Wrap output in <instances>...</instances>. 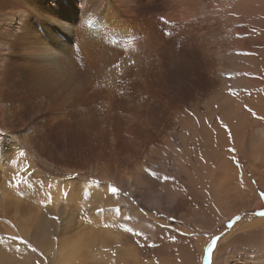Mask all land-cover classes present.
<instances>
[{
	"label": "bare ground",
	"instance_id": "obj_1",
	"mask_svg": "<svg viewBox=\"0 0 264 264\" xmlns=\"http://www.w3.org/2000/svg\"><path fill=\"white\" fill-rule=\"evenodd\" d=\"M226 1L224 10L236 17L227 26L219 20L220 0H0V264H35L36 254L44 264H142L136 250L125 247L133 236L125 229L132 228L118 231L113 219L102 224L95 214L80 221L77 231L47 238L42 221L53 223V217L47 218L45 206L64 211L58 228H67L75 208L108 188L83 180L50 189L46 178L27 167L30 145L51 161L75 163L133 193L153 184L143 158L154 164L168 152L180 169H201L198 181L206 196L211 190V200L231 202L233 180L242 178L231 175L234 150L243 149L249 129L261 121L250 103L233 102L234 92L256 87L261 73L250 66L235 71L227 58L225 35L231 29L239 37L234 53L247 52L249 40L240 37L249 9L240 10L246 0ZM253 4L260 19L261 0ZM231 71L239 74L234 80ZM261 134L264 144V125ZM173 135L180 146L172 144ZM222 156L224 168L216 169ZM243 200L256 208L262 203L251 196ZM224 216L221 222L236 214ZM236 225L233 233L261 232L264 240V218ZM204 240L193 242L190 263ZM250 260L264 264L261 256Z\"/></svg>",
	"mask_w": 264,
	"mask_h": 264
},
{
	"label": "rangeland",
	"instance_id": "obj_2",
	"mask_svg": "<svg viewBox=\"0 0 264 264\" xmlns=\"http://www.w3.org/2000/svg\"><path fill=\"white\" fill-rule=\"evenodd\" d=\"M246 2L247 6L243 3L240 6V10L246 9L247 11L249 9V14H243L248 28H243L240 38H242L243 42L246 38V40H249L248 47L246 46L248 53L239 55L234 53L235 51L237 52L235 47L239 37L231 36L232 29L225 35V45L228 50L227 58L231 59V66L234 67L235 71H238L237 67L244 68L250 66L248 67L249 69L253 67L252 69L255 68L256 71L261 73L256 82V87L241 89L238 93L234 92L233 97V102L243 105L250 103L249 107H251L250 109L253 112L252 116L261 115L259 116L261 117V121L249 129L248 138L245 141L243 149L241 151L234 150V158L231 159L229 167L234 165L235 170L231 175L236 177L242 173V178L240 181L237 179L233 180V191L231 190L233 193L230 196L231 202L226 204L220 199L211 200V190L209 195L206 196L198 181L202 175L201 169L200 173L196 172V167L193 169V165L191 167L187 166L186 171L180 169L172 161L168 152L164 155L162 153L158 154L156 156L157 161L154 163L155 165L151 164L152 162L148 157L143 158L148 164L143 167L148 168V171H151V173H155L154 176L152 175L153 184H151L149 191L142 190L138 193H133V190L128 191L125 187L111 179H99V176L95 172L89 171V173H86L75 163L70 165L62 161H51L39 154V152L31 150L30 145L28 148L31 152L28 154L31 156V162L25 157L27 167L33 175L46 178L49 181L47 185L50 189L52 184L61 183L65 187H68L76 185L83 180H90L99 188H108V192H103L101 196L92 197L86 205L75 208L70 225L67 228L64 226L58 228L59 223H61L59 215L65 216V212L61 211L60 214H56L51 204L45 206L44 210L47 218H49L48 213H51L53 217V223H50L46 219L42 221L47 230V238H55L59 232L63 231L69 233L77 231L80 221H87L95 214L99 216L102 224L105 222V218L106 222L113 219L110 222L115 224V228L118 231L123 230L127 226L133 229V236L126 240L125 247L131 251L136 250L133 254L134 256L138 254V258L136 256V259H139L138 261L142 264H254V260L249 261V259L257 256L264 257V240L261 237V232L250 234L242 232L233 233L238 226L236 224L247 218H264L257 214L260 211H264V195H262L264 194V187L259 182L261 181L259 172L264 168V152L258 151L259 149L264 150L263 136L261 134V126L264 125V0H261V5L259 6L261 9L260 19L256 17L258 10L253 11L256 8L253 4L254 0H246ZM229 3L226 0H220V3H218L220 8L217 10L220 15L219 20L226 22L224 23L226 26L236 18L228 16L224 10V6L229 5ZM227 10L230 11L228 8ZM221 16H223V19ZM253 37L254 39H252ZM242 41L239 45L243 43ZM244 55L251 56L247 57ZM251 59L254 61L252 62ZM240 75L243 76V74ZM235 76H239V74L231 71L229 78L231 77L230 79L234 80ZM223 79H225V76H223ZM233 89L237 90L238 86H233ZM258 102H261V105H258ZM173 139L175 140H173V145H181V141L177 136L173 135ZM192 148V143H189V149L192 150ZM68 149L71 150V148ZM226 155H229V152ZM253 155L255 158L252 161L250 157ZM190 156V152L186 151L185 160L187 162H189ZM165 159H170L169 165L165 164ZM256 159L258 163L255 162ZM225 161L226 156L220 157L216 169H223ZM252 163H256L257 165ZM258 165L260 168L257 167ZM257 172L258 174H256ZM262 172L264 174V171ZM34 187L35 185L33 184ZM112 187L117 188L118 191L113 193L111 191ZM251 192L252 195L254 194L253 196L250 194ZM154 193L155 195H153ZM250 196L255 202L263 200L259 208L254 207L252 202L248 204L247 202H243L244 198H249ZM45 201L49 202L48 199H45ZM242 205L244 208H242ZM225 212L236 214V216L231 218L230 221L225 220L221 222L225 217ZM54 217H58L59 219H54ZM236 217H239V219L237 220ZM230 224L231 226H229ZM52 225H55L53 229L51 228ZM134 233H140V235H135ZM217 237L219 239L209 261L206 259L208 256L207 248L211 240ZM196 238L205 239V242L198 248L197 260H193L190 263V256L188 254L193 251L192 245ZM222 239H225L226 242H223ZM9 241L14 244L18 241V238H12ZM24 241L27 242L25 239ZM12 244L6 246L10 251L13 250L10 247ZM32 247L36 250L38 249L37 245ZM17 248L19 247L17 246ZM33 260L35 264L45 263V259L41 254L34 255Z\"/></svg>",
	"mask_w": 264,
	"mask_h": 264
},
{
	"label": "snow or ice",
	"instance_id": "obj_3",
	"mask_svg": "<svg viewBox=\"0 0 264 264\" xmlns=\"http://www.w3.org/2000/svg\"><path fill=\"white\" fill-rule=\"evenodd\" d=\"M167 22V21H166ZM89 24H90V26H94V25H92V22H91V20L89 21ZM130 47L131 46H134V45H132V44H130L129 45ZM251 111V110H250ZM226 127V126H225ZM20 155L21 156H24L25 155V153H23V152H21L20 153ZM151 175H155V173H150ZM111 191L113 192V193H116L117 191H118V189L117 188H115V187H112L111 188ZM262 195H264V194H262ZM259 216H261V217H264V211H260L259 213H257ZM54 219H59L58 217H54ZM236 219L238 220L239 219V217H236ZM229 226H231V224L229 225ZM105 227H109V225H105ZM126 231H132V229H125ZM135 235H140V233H134ZM13 239H15V237H13ZM219 238L217 237V238H215V239H212L211 240V242L209 243V246H208V248H207V253H208V256L206 257V259L207 260H209L210 261V259H211V254L213 253V249H214V247H215V245H216V243H217V240H218ZM24 243H27L26 241L24 242ZM29 247H31V245H28ZM153 247H155V245H153ZM32 251L33 252H35L36 251V249L35 248H32ZM106 251H107V249H106ZM113 255H115V253H113Z\"/></svg>",
	"mask_w": 264,
	"mask_h": 264
},
{
	"label": "crops",
	"instance_id": "obj_4",
	"mask_svg": "<svg viewBox=\"0 0 264 264\" xmlns=\"http://www.w3.org/2000/svg\"><path fill=\"white\" fill-rule=\"evenodd\" d=\"M261 202H263V200H261Z\"/></svg>",
	"mask_w": 264,
	"mask_h": 264
}]
</instances>
